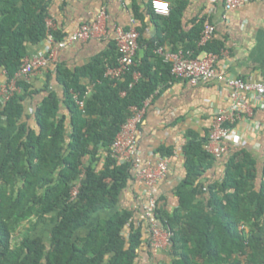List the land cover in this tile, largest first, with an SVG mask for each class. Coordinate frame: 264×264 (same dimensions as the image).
Returning <instances> with one entry per match:
<instances>
[{
	"label": "trees",
	"instance_id": "1",
	"mask_svg": "<svg viewBox=\"0 0 264 264\" xmlns=\"http://www.w3.org/2000/svg\"><path fill=\"white\" fill-rule=\"evenodd\" d=\"M151 1L148 15L160 18L157 36L144 42L143 55L136 51L135 66L122 77L104 76L117 62L114 41L102 58L74 73L56 66L70 128L59 115L53 91L36 106L35 128L23 120L24 104L48 89L49 77L39 90L17 79L19 91L0 107V264H134L145 240L149 244L145 226L134 223L133 211L118 207L134 176L128 163L111 156L110 147L131 116L130 107H141L173 79L157 47L168 43L171 51L191 50L194 55L222 49L212 41L198 46L203 19L187 35H179L181 15L190 0H166V17L153 12ZM46 18L47 0H0V72L4 70L7 79L19 70L28 46L44 40ZM133 18L143 19L136 5ZM52 34L56 40L62 38ZM81 77L91 82L87 94ZM72 92L83 99V107L75 103ZM193 137L181 149L185 176L175 187L177 206L168 212L157 199L158 223L171 232L172 258L162 264H264V159L259 184L257 161L242 147L229 155L221 181L204 186L200 177L213 157L205 150L208 138ZM158 152L173 155L171 149ZM78 182L77 195L70 200ZM103 212L107 215L100 216ZM47 216L54 217L47 237L32 233Z\"/></svg>",
	"mask_w": 264,
	"mask_h": 264
},
{
	"label": "crops",
	"instance_id": "2",
	"mask_svg": "<svg viewBox=\"0 0 264 264\" xmlns=\"http://www.w3.org/2000/svg\"><path fill=\"white\" fill-rule=\"evenodd\" d=\"M148 3L149 0H47L46 21L62 37L73 33L79 25L94 21L101 10L106 14V36L91 37L66 45L57 51L55 62H50L41 74L25 80L30 84V89L39 90L49 77L48 89L35 94L24 104V115L27 118L23 120L35 128L36 106L53 91L59 99V115L65 117V124L70 128V114L62 102L63 86L57 80L56 66L60 65L74 73L95 59L102 58L114 41L115 28L125 29L130 26L133 5H136L137 12L143 17L142 20L133 18L142 41L141 46L137 47L138 54L143 55L144 42L157 36V23H160V18L153 20L148 15ZM200 19L204 20L203 24L214 26L211 43L222 47L217 66L224 75L249 82H264V0H248L243 6L229 10L224 8L223 0H190L181 15L179 35H187ZM177 45L181 43L177 42ZM163 47L172 49L168 43ZM45 48L44 40L37 45H29L27 56L44 52ZM104 60L109 61V58ZM80 82L87 86V94L92 89L90 80L81 77ZM230 103L229 89L216 79L190 84L186 80L173 78L166 87L157 88L147 100L145 114L137 132L141 163L155 166L160 156L159 148L172 150L167 174L159 181L157 191L159 204L168 212L177 206L175 187L185 176L182 146L192 135L196 139L208 138L212 116L226 110ZM232 128L233 137L237 138L226 140L228 150L219 158L213 157L212 165L200 177L204 186L221 181L229 155L242 147L257 161L259 184L264 159V105L253 106L249 113H243ZM145 198L146 188L143 183L131 179L122 191L118 205L119 208L133 211L134 223L142 224L143 228L146 227L142 215ZM106 215L107 212L100 214ZM138 253L134 264H162L172 258L169 245L155 248L147 240Z\"/></svg>",
	"mask_w": 264,
	"mask_h": 264
},
{
	"label": "built area",
	"instance_id": "3",
	"mask_svg": "<svg viewBox=\"0 0 264 264\" xmlns=\"http://www.w3.org/2000/svg\"><path fill=\"white\" fill-rule=\"evenodd\" d=\"M247 1L223 0V5L225 9L229 10L243 6ZM151 7L156 15L162 17L169 15V3L166 0H152ZM105 20L106 14L104 10H101L94 21L79 25L73 33L59 40L54 38L51 24L46 21L44 52L25 56L12 79H7L4 70L0 72V107L8 101L14 92L19 91L16 86L17 79L27 80L41 74L50 62H55L58 50L78 40L106 36ZM213 35L214 26L206 23L200 32L198 46L204 48L212 41ZM138 37L139 33L133 18L130 19V26L127 29L115 28L114 42L117 50V62L114 66L106 68L104 73L106 78L118 79L135 66L134 57L138 47ZM155 52L161 56L164 63L170 65L171 75L174 79L186 80L190 84L216 79L229 89L230 106L212 116L209 137L205 144V150L212 157H221L228 150L226 140L237 138L233 137V123L240 119L243 113H249L253 106L262 107L264 105V82H249L224 75L217 66L223 52L222 49L218 53L202 51L194 55L191 50L171 51L159 46ZM137 76L138 74H135V77ZM72 97L79 107H83V99L73 92ZM148 99L141 107H130L131 116L121 126L110 148L111 156L119 163H128L134 179L142 182L145 186L146 198L142 204V215L146 223L145 232L149 236V244L152 247L162 248L169 245L171 232L158 223L155 211L158 183L167 174L169 157L159 156L155 166L141 163L137 132L145 114ZM78 187L79 182L72 187L70 200H73L77 195Z\"/></svg>",
	"mask_w": 264,
	"mask_h": 264
},
{
	"label": "rangeland",
	"instance_id": "4",
	"mask_svg": "<svg viewBox=\"0 0 264 264\" xmlns=\"http://www.w3.org/2000/svg\"><path fill=\"white\" fill-rule=\"evenodd\" d=\"M53 218L54 217H52V216H47V218L45 219V222L44 223H39L38 225H37V228L32 232V233H41V234H43L45 237H47V235H48V224L49 223H51L52 222V220H53ZM25 225H27V224H25ZM20 231L22 232V228L20 229Z\"/></svg>",
	"mask_w": 264,
	"mask_h": 264
}]
</instances>
